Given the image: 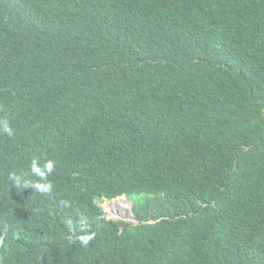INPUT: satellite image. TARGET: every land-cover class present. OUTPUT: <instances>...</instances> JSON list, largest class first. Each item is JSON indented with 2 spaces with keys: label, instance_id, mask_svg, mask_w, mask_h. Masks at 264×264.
Wrapping results in <instances>:
<instances>
[{
  "label": "trees",
  "instance_id": "obj_1",
  "mask_svg": "<svg viewBox=\"0 0 264 264\" xmlns=\"http://www.w3.org/2000/svg\"><path fill=\"white\" fill-rule=\"evenodd\" d=\"M0 264H264V0H0Z\"/></svg>",
  "mask_w": 264,
  "mask_h": 264
},
{
  "label": "rangeland",
  "instance_id": "obj_2",
  "mask_svg": "<svg viewBox=\"0 0 264 264\" xmlns=\"http://www.w3.org/2000/svg\"><path fill=\"white\" fill-rule=\"evenodd\" d=\"M97 204L106 213L108 219L135 223L132 214L133 200L118 197L111 201L102 199L97 201Z\"/></svg>",
  "mask_w": 264,
  "mask_h": 264
},
{
  "label": "clouds",
  "instance_id": "obj_3",
  "mask_svg": "<svg viewBox=\"0 0 264 264\" xmlns=\"http://www.w3.org/2000/svg\"><path fill=\"white\" fill-rule=\"evenodd\" d=\"M3 132L7 133L9 136L12 135V128L5 122L3 124ZM44 168L47 170L48 173H51L52 169H53V162L49 161L47 164H45ZM32 171L38 175V176H41L43 177L45 175V172L42 171L39 167H37L36 165V161H33L32 163ZM17 184L20 183V177H16V176H13L12 177ZM35 187L41 191H50L51 190V184H46V185H41V184H36ZM83 240V242L85 244L88 243L89 240L92 239L91 236L87 237V238H81Z\"/></svg>",
  "mask_w": 264,
  "mask_h": 264
}]
</instances>
